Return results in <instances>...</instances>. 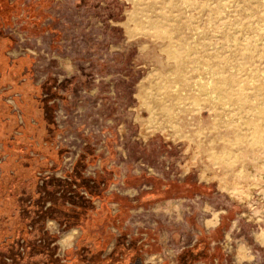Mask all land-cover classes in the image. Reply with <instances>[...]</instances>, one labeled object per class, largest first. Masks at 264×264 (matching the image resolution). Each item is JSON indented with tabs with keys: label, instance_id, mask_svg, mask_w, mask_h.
<instances>
[{
	"label": "rangeland",
	"instance_id": "374dc122",
	"mask_svg": "<svg viewBox=\"0 0 264 264\" xmlns=\"http://www.w3.org/2000/svg\"><path fill=\"white\" fill-rule=\"evenodd\" d=\"M16 2L0 25L16 40L0 76V250L29 235L67 264L82 233L178 235L219 244V264H264V0Z\"/></svg>",
	"mask_w": 264,
	"mask_h": 264
},
{
	"label": "flooded vegetation",
	"instance_id": "af4514ba",
	"mask_svg": "<svg viewBox=\"0 0 264 264\" xmlns=\"http://www.w3.org/2000/svg\"><path fill=\"white\" fill-rule=\"evenodd\" d=\"M3 10L0 4V20L3 17ZM124 236V241L115 243L113 249L108 252L111 240L98 234L82 233L77 241L74 261L78 264H156L158 260L160 262L157 264H210L209 255L205 253V248L209 245L205 240L196 239L177 248L176 244L181 239L178 235L166 241L161 237L156 244L147 243L146 238L134 241L129 234ZM169 241H172L175 247L169 245ZM216 245L218 244L211 246ZM149 257H153L154 261L146 262ZM66 261L67 259L64 262ZM214 264H219V261Z\"/></svg>",
	"mask_w": 264,
	"mask_h": 264
},
{
	"label": "trees",
	"instance_id": "16d2710c",
	"mask_svg": "<svg viewBox=\"0 0 264 264\" xmlns=\"http://www.w3.org/2000/svg\"><path fill=\"white\" fill-rule=\"evenodd\" d=\"M0 4H2V7L4 8L3 17L6 19L5 24H9L11 12L13 11V9L15 7L11 6L9 4L8 0H2V2H0ZM0 37L3 38V31H0ZM7 39H9V40H3L5 42V45L0 52V73H2L3 69H5L4 68L5 66L9 65V59L7 58V56L5 54L6 49L11 48L14 45V42H16V40H13L12 38L7 37ZM0 41L3 42L2 40H0ZM25 60H26L25 58H20L19 60H17V62L15 61L13 66H11L12 72H14L13 74L15 75L14 77L16 78V80H18L19 77H22V75H23V74H21L22 68L21 67L18 68L16 66L18 65L19 61L22 62ZM3 109H6V111H7L6 113H9L8 111H10L11 106L5 104L4 102H0V112ZM14 117H15V115H14ZM20 128L25 131V134L23 136L28 137L30 135V132L32 131V129L34 127L27 121L25 128H22L21 126H20ZM0 142H2V141L0 140ZM27 143H29V142H27ZM14 144L15 145L18 144V141L17 140L14 141ZM29 149H32V150L35 149L34 143L31 144V146H29ZM27 153H28V151H27ZM56 167L58 168V166H56ZM50 180H53V179L50 178ZM1 184H2V181L0 180V186H1ZM32 195L35 196L34 193H32ZM33 196H32V199H33ZM36 196L38 198L37 204H38V202H42V204L44 205V202H47V200H49V197H47L46 195L41 196V193H37ZM37 204H35V201H31L29 203V205H31V207L32 206L36 207ZM25 206H27V202L25 203ZM51 210L52 209L50 208V209H46L44 212H42L43 207H41L40 212H42L44 214V217L42 218L43 221L45 220L46 215H48ZM41 227L42 228H39V227L36 228L37 230L35 232L37 235L40 234V232L43 230V226H41ZM30 232H32V230H30ZM32 236H34V234ZM53 240L55 241L56 237H51L50 241H48V243H53ZM21 241H23L22 244H21ZM21 247L24 248V250L26 251L23 254L20 252ZM43 247H44L43 249L38 248L36 245V241H34V239H31L29 235L27 237H25V236L22 237L21 235H19L17 237V239L15 240V242L13 243V246H5L4 250H0V264H7L6 263L7 259H10L12 261V264H59L60 260L57 257H55L56 248H49L48 246H43ZM40 258H41V262H39Z\"/></svg>",
	"mask_w": 264,
	"mask_h": 264
},
{
	"label": "crops",
	"instance_id": "0c3cea01",
	"mask_svg": "<svg viewBox=\"0 0 264 264\" xmlns=\"http://www.w3.org/2000/svg\"><path fill=\"white\" fill-rule=\"evenodd\" d=\"M9 1V4L11 5V6H13V7H15V8H17L18 6V3L16 2V0H8ZM23 5V7H25V4H22ZM14 8V9H15ZM5 19V18H4ZM11 19H12V14H11V17H10V22H9V24H11L12 22H11ZM5 22H6V20H5ZM5 22H2V20H0V25L1 26H5V25H8V24H5ZM7 37L8 38H12L13 40H14V38L12 37V36H8V35H5L4 33H3V38L2 37H0V40H2V39H6V40H9V39H7ZM2 50V49H1ZM7 53L9 52L8 50L6 51ZM5 52V54H6V56H7V53ZM0 76H1V73H0ZM217 227V226H216ZM216 227H214V228H212V229H216ZM210 230V229H209ZM209 230H207V231H209ZM131 237V236H130ZM80 238V237H79ZM78 239V238H77ZM144 242V241H143ZM76 245H77V241H76ZM76 245H74V246H72L70 249H75V251H76ZM114 245H115V242H113L110 246H108V252L109 251H111L112 249H113V247H114ZM219 245V244H218ZM216 248L218 249V247L216 246ZM214 249H215V246H207L206 248H205V253L207 254L208 253V255H209V258H210V264H214V263H217V261H218V259L220 260L221 258L220 257H218V256H216V254H215V251H214ZM75 251H73V252H75ZM74 255H75V253H74ZM74 255L73 256H71L70 258L69 257H67L68 259H67V261H66V263L67 264H78L77 262H75L74 261ZM225 259H226V256L224 257ZM160 261L158 260V262L157 263H159ZM156 263V264H157ZM161 264V263H160ZM236 264V263H235Z\"/></svg>",
	"mask_w": 264,
	"mask_h": 264
},
{
	"label": "bare ground",
	"instance_id": "6f19581e",
	"mask_svg": "<svg viewBox=\"0 0 264 264\" xmlns=\"http://www.w3.org/2000/svg\"><path fill=\"white\" fill-rule=\"evenodd\" d=\"M260 45V43H258ZM244 51V50H243ZM242 53V52H241ZM243 54V53H242ZM242 57V56H241ZM212 70V69H211ZM217 75V74H216ZM219 75V74H218ZM199 76V75H198ZM196 81V80H195ZM217 81V80H216ZM211 82V81H210ZM211 85V84H210ZM178 87V86H177ZM203 84H202V79L199 78L197 79V81L194 83L193 89L195 90V93L204 95L207 99L210 100V102H219L220 101V96L218 97L217 95H215V91L214 92H210V91H203ZM213 90V89H212ZM211 90V91H212ZM217 94V93H216ZM264 235V234H263ZM72 236H69V238H71Z\"/></svg>",
	"mask_w": 264,
	"mask_h": 264
},
{
	"label": "built area",
	"instance_id": "2783aa9c",
	"mask_svg": "<svg viewBox=\"0 0 264 264\" xmlns=\"http://www.w3.org/2000/svg\"><path fill=\"white\" fill-rule=\"evenodd\" d=\"M57 115H58V118H59L58 120H60V118L63 117V112L60 110V111H58ZM21 251H23L22 248H21ZM55 257H58V256L55 255Z\"/></svg>",
	"mask_w": 264,
	"mask_h": 264
}]
</instances>
